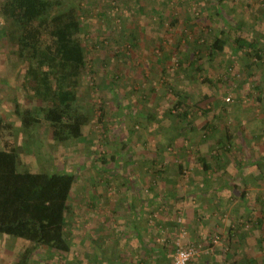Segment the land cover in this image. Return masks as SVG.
Listing matches in <instances>:
<instances>
[{
    "label": "rangeland",
    "instance_id": "1",
    "mask_svg": "<svg viewBox=\"0 0 264 264\" xmlns=\"http://www.w3.org/2000/svg\"><path fill=\"white\" fill-rule=\"evenodd\" d=\"M67 1L74 4L81 17L93 62L82 73L78 87L82 104L89 105L91 110V121L81 139L61 144L55 143L46 129L25 133L20 128L14 115V98L22 106L27 102L26 94L20 89L25 67L17 55V46L8 36L7 21L0 15V105L2 113L15 123L20 169L64 170L76 175L67 213L66 234L71 250L59 253L39 247L28 264H144L146 261L151 264L144 243L155 249L158 258L164 253L170 255L165 243L175 249L174 254L177 242L194 245L198 255L192 264H200L207 258L217 260L218 256L219 262L214 264H233L232 259L240 260L248 248L252 255L255 250L252 248L262 236L258 235L257 227H251V222L245 220L250 212L246 209L256 204L257 211H264V96L258 104L254 95L259 92L253 89L252 82L264 79L258 72L248 77L242 72L235 76L245 60L232 52V42L236 36L234 28L247 26L248 31L241 30V35L255 37L264 45V0H219L218 7L213 0ZM223 16L228 24L222 20ZM174 17L180 18L179 25L172 23ZM186 17L190 18L188 23ZM192 23L197 24L201 35L198 40L189 27ZM207 27L211 28L210 35L203 32ZM224 27L230 47L215 58V63L204 60L206 71L199 77L188 67L190 55L188 58L184 54L194 51L196 46L205 53L206 44L213 38L212 31L219 33ZM258 69L263 70L264 65ZM204 75L217 85L204 83ZM239 82L243 87L237 90ZM172 85H176L175 90ZM177 92L191 97L186 95L190 100L185 101L187 107H181L180 111H190L188 118L198 125L193 133L181 130L185 122L168 113L180 96ZM195 94L198 96L194 97ZM149 112L161 121H149ZM207 123L217 126L219 131L207 134L203 129ZM226 127L237 135L234 144L243 147L241 154L225 153L229 158L226 180L242 168L244 174L238 177H245L247 185L238 184L240 188L233 192L232 185L226 184L232 191L224 187V193H217L221 195L220 207H216L221 217L216 218L221 219L222 227L213 225L224 228L225 232L220 235L208 232L204 239L191 237L203 223L207 226L213 221L215 213L212 214L214 208L209 198L198 197L201 204L195 202L197 198L192 199L186 207L165 197L152 200L153 193L144 184L138 199L128 190L132 171L150 185L146 181L155 174L152 165L156 168L162 162L159 155L164 157L163 163H170L166 171L170 179L179 177L176 173L179 163H187L180 173L189 185L193 176L201 172L197 150L203 154L210 152L212 136L226 140ZM130 149L136 153L134 158L129 156ZM99 151L106 153L107 163H101ZM235 163L240 165L239 169ZM198 186L205 188L204 183ZM244 190L246 200L240 197ZM258 196L262 205L257 204ZM129 204L136 205L138 211L130 210ZM194 210L197 214L192 216ZM239 212L243 216H238ZM230 227L240 232L243 229L244 240L231 241L226 236ZM253 233L257 235L251 236ZM210 242L215 244L214 251ZM27 244L23 239L0 233V264H16Z\"/></svg>",
    "mask_w": 264,
    "mask_h": 264
},
{
    "label": "trees",
    "instance_id": "2",
    "mask_svg": "<svg viewBox=\"0 0 264 264\" xmlns=\"http://www.w3.org/2000/svg\"><path fill=\"white\" fill-rule=\"evenodd\" d=\"M212 2H217V7L220 5L219 0ZM216 10L214 8V11ZM0 15L7 21L8 36L17 46V55L25 67L20 81V89L26 94L27 102L22 106L19 100L14 98V115L20 122L21 130L30 133L33 130L46 129L52 140L60 144L81 139L86 126L91 121V110H88L89 105L87 107L80 100L79 79L87 67L93 65V62L88 53L89 47L84 39L85 27L74 4L67 0H0ZM185 20L188 23L190 18L186 17ZM222 20L228 24L226 17L223 16ZM172 23L179 25L180 18L174 17ZM189 27L198 40L201 35L197 30V24L192 23ZM210 29L207 27L203 32L210 35ZM234 30L236 36L232 42V46H234L232 52L245 60L241 65L243 68L236 72L235 76H240V72H242L248 77L258 72L264 79V69H258V66L264 65V45L260 44L255 37L247 38L241 35L240 31L247 30V26L245 28L236 27ZM103 32L105 33V31ZM212 32L214 33L213 38L206 44L205 53H202V49L196 46L195 50H192L193 52L189 51L187 55L184 54L188 58H193H190L191 62L188 67H192L194 73H197L199 77L206 71L202 65L204 60L215 63V58L224 53L228 46L230 47L228 39L224 37L225 27L219 33L216 30ZM221 32L222 34H220ZM185 40L191 41L188 38ZM122 50L125 51V49ZM121 54L124 53L121 52ZM200 60L203 61L200 62ZM226 68L230 70V65H227ZM202 80L212 86L217 85L216 81L207 75H204ZM242 82H246V79L244 78ZM237 87V90L241 89L242 83L239 82ZM252 87L259 92L254 96L260 104L264 96V80L260 81L259 79L252 82ZM175 88L176 85H172V89L175 90ZM181 92H177L180 96L168 113L172 114V117L179 122H185L181 126L182 129L177 125L181 130L193 133L198 129V125L194 120L188 118L190 111H180L181 107H187L185 101L190 100L191 97L185 93L181 95ZM186 95L190 98L188 99ZM193 96L197 97L198 95ZM89 104L93 105V102H89ZM147 119L156 121L157 115L149 112ZM157 121H161V119ZM203 129L207 134L213 133V135L219 131L217 126L209 123ZM183 134L185 133L183 132ZM235 136L237 135L229 127H226V140L222 137L214 138L212 136L210 152L203 154L197 150L196 156L203 165L204 173L213 168V162H216L219 167L229 165V158L225 153L239 152L241 154L243 147L234 144ZM185 137L190 139L188 134H185ZM128 153L130 158L136 156V153L131 149L128 150ZM98 154L101 163H107L109 159L106 157V153L99 151ZM158 158L159 161H162L160 164L163 167L159 169L154 166V172L155 175L162 176L164 157L159 155ZM255 160L260 161V159ZM20 164L15 123L2 113L0 105V233L27 241L28 244L16 264H28L31 256L39 247L43 246L59 253H68L71 246L66 234L69 224L67 213L70 210V199L76 175L64 170L52 172L22 170ZM153 164L155 165L154 161ZM132 175H134L133 171ZM233 186L240 188L236 184ZM133 194L137 199L140 198L138 191ZM246 194V190L242 191L240 195L242 200H246ZM157 196L155 194V198ZM256 200L260 201L257 204L262 205L263 201L260 196L256 197ZM129 207L130 210L137 209L136 205L129 204ZM238 216L243 215L238 214ZM250 218L256 220L251 221ZM245 220L251 222V227L258 228V235H261L262 238L258 240V245L252 248L255 249L252 255L251 249L248 248L247 254L241 256V260L234 264H245V262L246 264H264L263 209L261 214L257 215V205H253ZM221 233L220 229L213 228L212 231H209L210 235H220ZM245 235L243 229L240 232L237 228L230 227L226 236L235 242L236 239L244 240ZM254 235L257 234H251V236ZM166 246L169 247L168 254L170 255L164 253L159 258L155 254V249H150L152 253L149 252L148 256H151V264L172 263L175 249H172L168 243H165L164 247ZM210 246L214 251L215 244L210 242ZM225 252L228 253V251ZM144 264H150V262L146 261Z\"/></svg>",
    "mask_w": 264,
    "mask_h": 264
},
{
    "label": "crops",
    "instance_id": "3",
    "mask_svg": "<svg viewBox=\"0 0 264 264\" xmlns=\"http://www.w3.org/2000/svg\"><path fill=\"white\" fill-rule=\"evenodd\" d=\"M169 164H170L169 162L163 163L164 168L161 171L162 172V176L154 174V175L151 176V178H149L150 180L148 179L149 181H146V182H150V185L149 184L146 185V183L143 180L139 179L141 177V175L136 174L137 177H136V175H132L131 178L129 179V182H130L129 185L130 186L128 187V190L131 191L132 193H135V191H138L142 195V193L140 192L142 190L141 184H144L145 187L150 190L149 192L153 193L152 197H151L152 200H154L155 194H157L158 195L157 196L158 199L161 198V197H165L168 200L170 199L172 202L173 201L174 202L177 201L178 203L181 202L186 207H188L187 206L188 203L192 202V199L197 198L195 200V202H197V204H199L200 201L198 200L199 199L198 197H200V198H202V197L209 198V200H210L209 204L211 206H213V208H214L212 210V214L215 213L213 215V217H212L213 221L212 222H208L209 225H207V226H205V223H203L202 227H200L198 230L194 229L195 230L194 231L195 234H193V232H192L193 235H191L192 238L204 239L205 235L209 231H212L213 228L216 230V229H218L216 227H219V228L222 227L221 219H219V218L217 219L216 218V217H221V216H218V211H217V209L220 207V206H218V203H219L218 200L220 199V196H221L220 194L224 193L222 191L224 189V187L226 188V191H229V192L232 191V189L230 190L231 186L228 187V186H226V184H231L232 185V187L234 188L233 192L237 188L236 186L235 187L233 186L234 184H236V185H238V184L246 185L247 181H246L245 177H241V176L238 177V175H240L241 173L244 174V172H243L244 170H242V168L239 169L238 166H240V165L235 163V166L239 170H237L235 173L232 172V174H231L232 179L229 178L228 180H226V174H225L226 171L225 170H226V168L229 165H227L226 167H219L218 165H216L217 164L216 162H213V166H212L213 168L211 170H208L206 173H204L203 172L204 171L203 170V165L201 163V168H200L201 172L196 173V175L193 176L192 180L189 181L190 184L188 185L186 183V180L184 179V177L180 173V171L183 168L186 167L187 163H179L178 164V171L176 173H177V175L179 177L176 180H174V178L170 179L169 175L166 174V171H167L168 167L170 166ZM152 167L154 168L153 165H152ZM161 167H163L162 164L156 166V168H159V169H161ZM196 170L199 171V169H196ZM148 172L150 173V170H148ZM234 174H235V176H234ZM256 180L258 182H262L261 178H256ZM201 183L205 184V188L204 189L203 188L201 189L198 186V184H201ZM154 185H157V187H154ZM214 193H216V195ZM217 193H220V194H217ZM211 197H213V198H211ZM146 202L148 203L147 200L145 201V203ZM213 204H216V206H214ZM179 205H181V204H179ZM202 205H203L204 208H206L205 204H202ZM216 207H217V209H216ZM251 210H252V207L251 208H247L246 212L247 211H251ZM136 211H138V209H136ZM196 214L197 213L194 210L192 216H194ZM238 214H241V213L239 212ZM260 214H261V212L257 211V215H260ZM204 217H205L204 219H206V221H207V219H209L208 215L207 216L205 215ZM204 222H205V220H204ZM213 223L217 224L216 227H214ZM229 223H230V221H229ZM220 230H222V232H223L224 228H221ZM224 232H225V230H224ZM144 246L146 247L145 248L146 249L145 252H147V254H149V252L152 253V250L150 251V249L153 248L151 245H149L147 243L146 244L144 243ZM218 258H220V257L218 256ZM218 258H217V260H216V258L214 260H213V258L212 259L207 258L206 260L204 259V261H202V263H200V264H210L212 262L214 264L216 262H219ZM240 260L233 258L231 262H233V264H234V263L239 262ZM245 264H246V262H245Z\"/></svg>",
    "mask_w": 264,
    "mask_h": 264
},
{
    "label": "built area",
    "instance_id": "4",
    "mask_svg": "<svg viewBox=\"0 0 264 264\" xmlns=\"http://www.w3.org/2000/svg\"><path fill=\"white\" fill-rule=\"evenodd\" d=\"M197 250V247L194 245L186 246L177 242L176 252L171 264H192L193 260L198 255Z\"/></svg>",
    "mask_w": 264,
    "mask_h": 264
}]
</instances>
